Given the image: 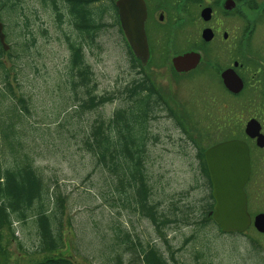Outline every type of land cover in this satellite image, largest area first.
Masks as SVG:
<instances>
[{
  "label": "rangeland",
  "instance_id": "rangeland-1",
  "mask_svg": "<svg viewBox=\"0 0 264 264\" xmlns=\"http://www.w3.org/2000/svg\"><path fill=\"white\" fill-rule=\"evenodd\" d=\"M23 14L31 19L35 32V43L26 53L16 50L13 60L4 56L11 70V79L16 94L31 97L35 122L46 124L44 138L31 136L27 148L35 156L34 165L48 179H57L63 194L67 195L65 216V246L53 252H37L34 232L18 230L14 239L8 229L2 230L3 243L9 255V264H36L47 258L65 257L75 264H138L132 250L124 244L118 248L121 260L105 255L115 241V228L131 231L146 245L156 244L171 264H264V233L256 228L247 230L246 235H222L212 227L203 230L205 248L201 240L190 241L196 230L193 220L199 218L204 187L194 188L198 175L195 160L196 146L207 149L228 135L224 129L213 131L215 118L204 120L214 108L212 98L209 109L201 108L199 95L201 84L196 72L190 75L172 74L166 67H147L153 84L165 99L164 108L156 112L151 121L152 140L148 144L147 172L152 186V201L158 203L160 212L174 222L163 227V235L152 220L119 202L109 186V173L97 167L83 137L98 117L108 119L126 101V88L133 80L141 79V70L132 63L119 33L109 28L98 39V46L85 49L86 61L94 71V92L111 94L113 99L102 106L77 115L72 109L66 118L62 116L63 98L70 97L66 87L70 52L64 33L55 24L54 16L43 8L39 0H21ZM20 21L23 20L20 15ZM8 23V22H7ZM40 28H46L42 34ZM10 44L16 46L25 37H17L8 28ZM71 33L68 27H65ZM29 38V37H27ZM19 54V57H16ZM140 72V73H139ZM221 102L223 96L211 85ZM206 87V86H205ZM210 89V86H209ZM213 94V93H212ZM214 95V94H213ZM83 96L85 94L83 93ZM214 97V96H213ZM176 112L186 125L185 132L171 116ZM59 116V117H58ZM64 123L61 126L59 120ZM208 124V125H206ZM43 128V127H41ZM225 139V138H224ZM95 170L92 175L89 173ZM191 206V207H190ZM187 212L188 219H183ZM190 220V221H189ZM166 238L170 246H167ZM188 239V240H187ZM190 239V240H189ZM190 241V242H188ZM205 250L206 260L195 259L197 250ZM112 252V253H111ZM174 253L175 260L171 257ZM113 250L108 255L112 256Z\"/></svg>",
  "mask_w": 264,
  "mask_h": 264
},
{
  "label": "trees",
  "instance_id": "trees-1",
  "mask_svg": "<svg viewBox=\"0 0 264 264\" xmlns=\"http://www.w3.org/2000/svg\"><path fill=\"white\" fill-rule=\"evenodd\" d=\"M39 2L54 16L55 24L63 31L70 52L65 77L70 97L63 98L62 116H69L71 109L81 116L87 110L96 109L113 99L111 94L100 95L94 92V71L86 61L85 49L92 50L97 47L99 37L109 28L115 29L121 39L123 38L116 0ZM21 7V0H0V16L4 23L6 41L10 45L9 49L5 50L0 43V264H9V255L3 243L4 229H8L14 239L17 238V229L34 232L37 252H53L65 246L67 195L61 191L57 179H48L39 172L34 165L35 156L27 148L29 137L44 138L45 131H48L45 127L49 126H41L32 120L34 115L31 97L24 93L16 94L11 79L12 70L16 71L14 80H17L16 66L12 64V67H8L4 60L6 54L13 60V52L16 50L26 53L36 41L31 19L23 14ZM20 15L24 16L22 21L19 20ZM7 27L15 36L25 37L16 43L17 47L10 44ZM65 27H68L71 33H68ZM39 31L42 34L47 33L46 28H40ZM130 52L132 54L131 50ZM19 56L17 54L16 57ZM126 93V105L118 108L108 119L98 117L82 140L96 166H100L110 175L109 186L115 197L111 203L114 205L119 202L125 208L148 216L163 235V227L174 222V219L160 212L158 203L152 201L153 190L147 172V151L153 138L151 121L155 118L157 110L164 108L165 99L148 73L142 74L141 79L133 80L132 85L126 88ZM170 114L187 132L186 125L176 112L171 110ZM60 123L61 126L64 124L61 119L58 124ZM187 135L197 149L194 157L198 175L192 187L202 186L206 191L201 198L199 218L193 220L196 230L189 240L200 239L202 248H205L202 233L205 228L212 226L219 237L229 233L222 232L209 215L215 201L205 149L199 148L188 132ZM94 171L89 174L92 175ZM186 214L187 212L183 216L185 220L188 219ZM115 233V241L107 245L109 251L105 255L109 256V260L115 258L121 261L118 248L119 244H124L132 250L138 264H171L156 244L144 245L139 238L132 236L131 231H124L120 226H116ZM164 239L170 249L171 245ZM110 250H113L112 256L108 255ZM204 251L197 250L195 259L206 260ZM171 257L175 260L173 252ZM36 264L75 263L68 258L57 257L47 258ZM204 264L207 263L204 261Z\"/></svg>",
  "mask_w": 264,
  "mask_h": 264
},
{
  "label": "flooded vegetation",
  "instance_id": "flooded-vegetation-1",
  "mask_svg": "<svg viewBox=\"0 0 264 264\" xmlns=\"http://www.w3.org/2000/svg\"><path fill=\"white\" fill-rule=\"evenodd\" d=\"M144 2L146 64L131 50L122 30L127 52L132 51V64L144 75L147 67L161 66L172 74L196 72L201 108L209 109L210 97L214 108L211 114H203L204 120L215 118L213 131L228 133L214 144L233 140L247 147L249 175L244 189L252 219L248 229L256 228V216L264 213V0ZM190 53L195 55V66L182 64L178 71L174 59ZM211 85L222 93L221 102Z\"/></svg>",
  "mask_w": 264,
  "mask_h": 264
},
{
  "label": "water",
  "instance_id": "water-1",
  "mask_svg": "<svg viewBox=\"0 0 264 264\" xmlns=\"http://www.w3.org/2000/svg\"><path fill=\"white\" fill-rule=\"evenodd\" d=\"M116 6L123 33L130 47L146 64L149 47L145 33L147 10L144 0H116ZM0 43L5 50L9 49L1 16ZM182 64H188V68L194 67L196 64L194 53L174 59L178 71L182 69ZM205 159L212 183V195L215 199L209 215L224 233L245 232L252 222L244 189L249 175V155L246 145L240 141H221L205 150ZM254 225L260 232H264V213L256 216Z\"/></svg>",
  "mask_w": 264,
  "mask_h": 264
}]
</instances>
